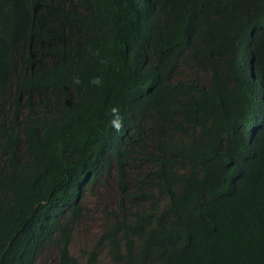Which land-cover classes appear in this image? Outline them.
<instances>
[{"label": "trees", "instance_id": "obj_1", "mask_svg": "<svg viewBox=\"0 0 264 264\" xmlns=\"http://www.w3.org/2000/svg\"><path fill=\"white\" fill-rule=\"evenodd\" d=\"M111 175L81 261V193ZM48 249L264 264V0H0V264Z\"/></svg>", "mask_w": 264, "mask_h": 264}, {"label": "rangeland", "instance_id": "obj_2", "mask_svg": "<svg viewBox=\"0 0 264 264\" xmlns=\"http://www.w3.org/2000/svg\"><path fill=\"white\" fill-rule=\"evenodd\" d=\"M187 73L185 76H187ZM200 80L206 84L207 77L199 74ZM118 200L117 189L113 176H102L99 181L91 186H85L81 193L79 204L83 207L79 223L74 227L72 241L69 245V255L83 260L82 252L91 248L104 226L108 211L114 207ZM55 253L52 249L43 252L41 262L54 264ZM98 264H108L104 254H101Z\"/></svg>", "mask_w": 264, "mask_h": 264}, {"label": "clouds", "instance_id": "obj_3", "mask_svg": "<svg viewBox=\"0 0 264 264\" xmlns=\"http://www.w3.org/2000/svg\"><path fill=\"white\" fill-rule=\"evenodd\" d=\"M95 54L98 55V53H95ZM101 63H106V61L102 60ZM74 83L76 84L80 83V80L78 77H74ZM91 83L99 85L101 81L98 77H94ZM111 114L114 118L110 120V124L115 131L120 132L123 128V120H124L123 116L120 114V109L117 107H112Z\"/></svg>", "mask_w": 264, "mask_h": 264}]
</instances>
